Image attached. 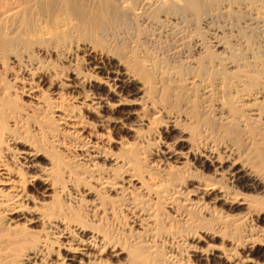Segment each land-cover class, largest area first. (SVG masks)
<instances>
[{"label": "bare ground", "instance_id": "bare-ground-1", "mask_svg": "<svg viewBox=\"0 0 264 264\" xmlns=\"http://www.w3.org/2000/svg\"><path fill=\"white\" fill-rule=\"evenodd\" d=\"M214 2H0V171L5 175L1 184L6 186L0 189V214L5 216V222L2 218L0 222V264H264V209L260 208L264 152L241 156L224 144L227 127L244 117L264 124L263 64L250 66L231 57L213 85L209 78L197 75L228 58L229 50L228 43L214 40L216 35L206 46L197 31L200 22L210 25L217 17L233 14L250 26L264 28V0ZM139 44L159 47L163 61L172 65L168 68L174 79L185 83L182 90L197 91L204 85L203 94L185 99L178 92H168V87H149L140 70H151L153 63L137 57ZM178 67L184 70L181 78L175 73ZM228 74L246 91L236 105L223 102L224 94L217 92L226 88ZM114 98L118 100L112 102ZM200 101L213 126L195 133L179 115L186 114L190 103ZM135 106L143 113L139 124L130 126L127 120ZM30 119L36 121L32 136L46 131L56 146L68 144L64 150L72 151L68 157L72 168L68 177L75 174L71 186L83 184L88 190L75 204H85L88 216L100 222L98 212L119 207L131 217L130 238L111 234L87 218L61 214L52 201L29 207L27 202H34L38 194L50 199L66 189L58 186L55 149L50 151L19 133ZM144 128L151 134L149 141L126 140L125 135L139 137ZM210 129L222 135L218 144ZM114 143L120 154L112 151ZM13 156L21 167L6 163L15 162ZM251 162H263L262 168ZM111 194L118 199L109 205ZM167 195L183 196L179 204L199 205L212 220L218 216L224 223L221 228H231V235L218 247L207 242L205 249L204 239L197 238L187 256L179 252L173 237L158 245L155 203ZM220 207L229 213L219 211ZM177 213L179 221L188 222L186 214ZM25 218L31 225H41V233L18 232L16 227ZM218 237L220 231L215 230L209 239Z\"/></svg>", "mask_w": 264, "mask_h": 264}, {"label": "rangeland", "instance_id": "rangeland-1", "mask_svg": "<svg viewBox=\"0 0 264 264\" xmlns=\"http://www.w3.org/2000/svg\"><path fill=\"white\" fill-rule=\"evenodd\" d=\"M1 1L2 3H4V0H0V2ZM9 1L11 2V0H5V3L7 2L10 3ZM201 1L206 2V3L207 2L213 3L215 1L214 4H218L220 0H217V1L216 0H201ZM222 1L223 0H221V2ZM219 18L217 17V19L212 21L210 25H205L202 22H200L201 23L199 25L200 29L197 30L202 40L203 41L206 40L204 41V44L205 45L207 44L208 47L211 45V42L214 39L215 35L216 36L214 40L219 41L220 39L221 42L225 41L226 43H228L226 44L224 42L226 46H229L227 47L229 49L228 53L225 54L228 58H225L222 60L219 59L218 64L217 62H215L211 67L200 70L201 72L199 71V73H198V70L195 72H192L195 74L197 72L199 79H205L206 77L205 80H207V78H209L211 85L216 84L217 82L216 77L218 76L219 73H221V71H224L223 69L224 66L222 67V65H224L223 63H225L226 62L225 60L230 59L231 57L233 61L237 60L240 63L245 62V64L250 63L249 64L250 66L251 65L257 66V64L255 65V63H259L258 65H262V64L264 65V28L250 26L249 24L246 23V21L243 18L242 20L241 17L235 16V15L233 16V14L230 16L223 17V18L222 17H219ZM200 33L202 36L200 35ZM158 48L156 46H147V45L145 46L143 44H139V46L137 47V50H138L136 53L137 57L139 55L145 56V59L151 60V62L153 63V67L151 70L148 71L146 69V72L143 70H140L141 75L143 76L144 80L147 82L148 86L149 87L154 86L156 87L157 90H160L164 87H168L169 89L168 92L170 93L178 92L180 97L185 98V99H194L197 97L199 98V95L203 94L204 85L199 86L197 88V91L182 90V88L185 86V83H179V84L177 83V79L176 80L174 79L175 78L174 74L169 69L172 65L167 61H163L165 57H163L164 56L163 53L161 54L162 51L158 50ZM245 56L247 59L245 58ZM250 59L252 62L250 61ZM180 64L181 63H178L177 65H180ZM263 65L262 67L264 68ZM244 66L246 69L249 68V67H246V65H243L242 68ZM181 69L183 70V68ZM235 69L236 68H234V70ZM229 70H232V69H229ZM137 71H138V68H137ZM180 71H181L180 67H178V72H175V73L176 74L178 73L177 76L180 75L178 77L181 78L184 76V70L183 72L182 71L180 72ZM239 84L240 83L238 82V80H236V78L235 79L231 78V75L228 74L226 88L218 89L217 91L219 95L224 94L223 102H226L229 105H232V104L236 105L237 102L240 101L241 97H243V94L246 93V91H242V89L239 88L238 86ZM131 99H133V97ZM117 100H118L117 98H114L112 102L113 101L116 102ZM220 101H222V99H220ZM202 102L203 101L190 103L189 107L186 109V114L181 113L179 115V119L184 120V122H186L185 123L186 125L192 126L193 127L192 129L195 130V133H198V131H201L200 129L205 126H208V127L213 126L212 120L206 117L205 111H203ZM133 109H134V114L127 120V123L130 126L138 125L139 116H141V114L143 113L139 106H135L133 107ZM239 112L242 115H246L247 111L240 110ZM35 123H36L35 120L30 119L28 120V122H26L23 125V127H20L18 131H20L19 132L20 134L27 135L28 138L35 139L39 145H41L42 147L50 151H53V148L55 149L53 155H54V162H55V167H56V176L59 180L58 186L66 187V189L62 193H59L50 199L44 198L38 194L35 197H33L34 202H32L31 200L27 202L29 207L32 206L33 203H36V204L42 203L43 200H47L50 202L52 201L56 203L55 204L56 209L61 214H68L76 219H80V218L86 219L87 218V220L89 219L87 221L88 223H92L94 225L100 223L99 227L100 228L102 227L103 229H105L107 232L111 234L125 237L126 239L127 237L130 238L131 234L129 235L128 232H130L133 226L131 217L128 215L129 216L128 218V216H126L127 212L120 210L119 207H115L114 211L112 212L110 208L107 209L105 213L98 212L102 215V219H101L102 221L100 222L99 220L95 218L93 219L91 216H88L89 214H87L88 211L86 209H89V208H87L85 204H81V203L75 204V202H77V200L81 196H86V193H88V190L86 189V186H84L83 184L76 186V188L75 187L73 188V186H71L72 183H74L73 181L75 180V174L73 177H68V174H69L68 170L70 171L72 169L70 163L68 162V157L71 155L72 151L69 149L68 151L64 150L65 149L64 147H67L66 145L68 144H64V146H60V147L56 146L57 144L55 143L56 141H54L53 135L46 131L39 132V134H37L36 136H32L31 130L34 129L32 127ZM261 123L262 122L254 123L253 121L247 120L246 117H244L243 121H237L233 125H229L227 127V131L229 132L228 137H227L228 139L225 143L223 140L222 143H224L225 145L229 143L228 146H233L236 149L237 155H241V156L243 154L247 155L244 152L248 153V151H252L256 153L257 156H259L261 151L264 152V134H263L264 124L263 123L261 124ZM216 130L210 129L209 132L211 133L212 140L216 141V143L218 144V139L222 140L221 138L222 135L220 134L219 136L218 129ZM125 137L127 138L126 139L127 141L132 142V143H135V142L146 143V141H149V138H151V134L146 131V128H144L139 137L132 136L129 134L125 135ZM111 149L114 153H117V154L121 153V150L119 146H117L116 143L112 145ZM13 154L16 156L15 152ZM15 156H13L14 159H16L17 157ZM7 157L9 158V155ZM139 157H142V156H139ZM19 161L20 160L16 159L15 161L16 163L10 162V161L6 163L12 166H15L16 164L17 166L15 167L19 168L21 167V162ZM262 163L263 162H251V164L256 166L257 168H260V167L262 168L261 166ZM2 168L3 167H0V169ZM206 173L207 174L210 173L209 175H211L212 172L206 171ZM4 177L5 175L3 174V171H0V189L5 190L6 186L1 184L3 183L2 180ZM154 181L157 182L158 179H155ZM95 193L98 194L99 192L96 191ZM109 197L111 199V200H107L109 205L112 204L113 202L114 203L117 202L118 198L116 197L115 194H111ZM182 197L183 196H177L176 198L173 199L171 198V196L169 197L167 195L165 198L157 199L158 201L156 200L157 203L155 204L158 206L157 208L158 210L155 211V213H157L158 215L156 227H159L158 233H160V235L159 234L157 235L158 239L156 240V243L161 246V241H163L164 239L170 240L173 237L175 238V241H176L175 243H178L179 245V252L182 250L180 253H182L184 256H187L190 254L189 252L191 250L190 248L191 246H194L197 243L196 242L198 240L197 238H201L205 240V241L203 240V242L201 243V245L203 244L202 246L204 249L207 247V242H210V241L211 242L209 244L213 243L212 245L216 247H218L219 245L221 246L224 240L228 238V236L231 235V232L229 231L231 228L230 229L221 228L222 226H224V223H221L219 221L220 220L219 217L218 216L216 218L214 217V219L212 220V218H210L208 214V211L202 210L199 207V205L198 206L192 205L191 207L189 206L190 208L187 207L189 209L185 210L187 208L184 205L182 206L181 204H179V202L183 200ZM184 197H188V195ZM260 208L264 209V203L260 205ZM220 209H222L221 210L222 212L223 211L225 212V208L220 207L218 210L220 211ZM178 211L179 213L183 212L184 214L187 215V217L189 218L187 223L186 222L184 223L183 221H179V218H178L179 216L177 213ZM225 213H229V212H225ZM24 216L27 217L28 214L26 213ZM162 216L163 217L168 216L171 219V221L168 223L169 220L167 221V219H163ZM175 216L176 218H174ZM1 218L3 219V221ZM4 218L5 216H2L0 214V222L2 221L4 223L5 222ZM216 220L218 221L217 223H216ZM19 223H20V226L16 227V230L18 232L32 231L34 234H37L38 232L41 233L40 230H42L41 229L42 226L38 224L31 225L26 220V218L24 220H21V222ZM169 225L171 226L169 227ZM215 230L220 231V234L222 237L209 239V237H211V232ZM192 237H196V238L193 239ZM223 238L224 240H222ZM194 263L195 264H205L204 262H196V261Z\"/></svg>", "mask_w": 264, "mask_h": 264}]
</instances>
